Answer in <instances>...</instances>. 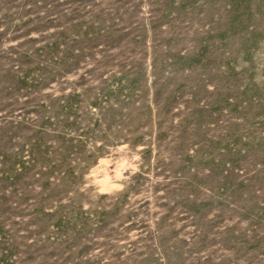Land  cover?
I'll return each instance as SVG.
<instances>
[{
	"label": "rangeland",
	"instance_id": "1",
	"mask_svg": "<svg viewBox=\"0 0 264 264\" xmlns=\"http://www.w3.org/2000/svg\"><path fill=\"white\" fill-rule=\"evenodd\" d=\"M0 264H264V0H0Z\"/></svg>",
	"mask_w": 264,
	"mask_h": 264
}]
</instances>
